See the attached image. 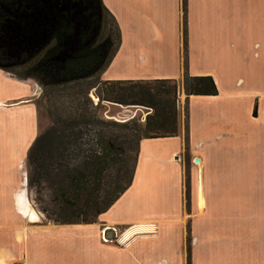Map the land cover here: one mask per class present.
<instances>
[{
    "label": "crops",
    "instance_id": "0c3cea01",
    "mask_svg": "<svg viewBox=\"0 0 264 264\" xmlns=\"http://www.w3.org/2000/svg\"><path fill=\"white\" fill-rule=\"evenodd\" d=\"M100 3L119 39L99 81H180L184 69L216 94L180 90L177 135L138 142L129 186L94 222L37 226L17 197L28 201L38 88L0 69V264H264V0ZM37 9L8 14L20 29L4 19L0 59L26 54L11 43L45 24Z\"/></svg>",
    "mask_w": 264,
    "mask_h": 264
},
{
    "label": "trees",
    "instance_id": "16d2710c",
    "mask_svg": "<svg viewBox=\"0 0 264 264\" xmlns=\"http://www.w3.org/2000/svg\"><path fill=\"white\" fill-rule=\"evenodd\" d=\"M43 2L51 5L45 24L28 28L25 41L11 43L24 46L26 54L5 70L32 80L46 103L49 124L34 139L27 159L40 149L43 171H52L47 222L89 224L129 186L138 142L177 135L178 86L185 97L214 96L216 90L209 77H190L184 69L180 81H99L119 39L100 0H0V37L4 19L21 28L8 14H30ZM91 90L97 104L144 108L149 113L142 123L100 119L94 112L97 104L88 99ZM187 243L188 237V259Z\"/></svg>",
    "mask_w": 264,
    "mask_h": 264
},
{
    "label": "rangeland",
    "instance_id": "374dc122",
    "mask_svg": "<svg viewBox=\"0 0 264 264\" xmlns=\"http://www.w3.org/2000/svg\"><path fill=\"white\" fill-rule=\"evenodd\" d=\"M106 21H108V19H106ZM11 61L14 62L15 59L10 58L8 59L7 62L6 60L0 59V69H7L10 63H12ZM3 63H6L8 65L4 68V66H1V64ZM14 71L21 72L20 70H17V69H14ZM14 76H17V75H14ZM36 87L38 88L37 85ZM180 90H181V87L178 86L177 102L179 101L178 102L179 103V113L182 114L185 111V106L181 102V100H178V97L181 96ZM40 95H41V91L38 88V95L33 98L35 110H36V136L40 132H42V130H44L49 124L48 119L46 118V115H45L46 103L44 99L40 98ZM88 99L90 100L92 105L97 104V99L93 96V90L89 92ZM93 101H95L94 102L95 104H93ZM64 105L70 106V104H68L67 102H65ZM94 112H95V115L100 119L112 120V121L134 119L137 123H140L139 120L149 113L144 108L114 106V105H109L106 103L97 104V107ZM83 149L85 148L83 147ZM28 150L26 152L25 160L21 166V171L24 174V178L26 181L25 189H26V195H27L28 201L25 198V191L23 189L20 190V192L18 193V197H17L18 210L22 213V215L26 217L25 219L27 221L33 222L30 224H34L37 226L51 224L47 222L46 217H48V215H50L52 212L51 203H50L51 194H50V187H49V181L52 180V171L50 172V174L43 171V168H42L43 167V162H42L43 153L40 149L34 150L31 153V155H29V160L27 159ZM65 160L68 161L69 159H65ZM24 202L27 208H24ZM258 204H261V203H258ZM31 214L33 216V219L31 217ZM114 240L115 239L110 240V241H114Z\"/></svg>",
    "mask_w": 264,
    "mask_h": 264
},
{
    "label": "water",
    "instance_id": "95a60500",
    "mask_svg": "<svg viewBox=\"0 0 264 264\" xmlns=\"http://www.w3.org/2000/svg\"><path fill=\"white\" fill-rule=\"evenodd\" d=\"M51 5L48 4L47 2H43L42 3V8H38L37 11H34V13L38 16H40L42 11L45 10H50ZM196 162V159L194 160V163ZM105 236L107 237L108 240H113L114 236H113V232L109 229L107 230V232L105 233Z\"/></svg>",
    "mask_w": 264,
    "mask_h": 264
},
{
    "label": "built area",
    "instance_id": "2783aa9c",
    "mask_svg": "<svg viewBox=\"0 0 264 264\" xmlns=\"http://www.w3.org/2000/svg\"><path fill=\"white\" fill-rule=\"evenodd\" d=\"M94 102H95V101H93V104H95ZM177 103H178V102H177V92H176V103H175L176 106H177ZM121 121H123V120H121ZM121 121H120V122H121ZM139 122H140V123L143 122V117L139 120ZM111 231L113 232V234H115V229H111ZM100 240H101L102 242H108V241H110V240H108V239H106V238L104 237V235H103V230L100 231Z\"/></svg>",
    "mask_w": 264,
    "mask_h": 264
},
{
    "label": "bare ground",
    "instance_id": "6f19581e",
    "mask_svg": "<svg viewBox=\"0 0 264 264\" xmlns=\"http://www.w3.org/2000/svg\"><path fill=\"white\" fill-rule=\"evenodd\" d=\"M24 208H26V207H25V205H24ZM24 208H23V209H24ZM31 217H32V219H33V216H32V214H31Z\"/></svg>",
    "mask_w": 264,
    "mask_h": 264
},
{
    "label": "flooded vegetation",
    "instance_id": "af4514ba",
    "mask_svg": "<svg viewBox=\"0 0 264 264\" xmlns=\"http://www.w3.org/2000/svg\"><path fill=\"white\" fill-rule=\"evenodd\" d=\"M24 205H25V202H24ZM25 207H26V205H25ZM27 208V207H26Z\"/></svg>",
    "mask_w": 264,
    "mask_h": 264
}]
</instances>
